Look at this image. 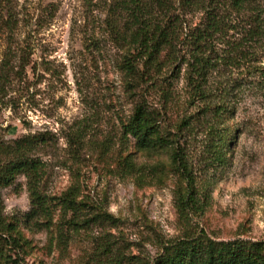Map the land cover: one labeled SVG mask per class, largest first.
Masks as SVG:
<instances>
[{
  "label": "rangeland",
  "instance_id": "rangeland-1",
  "mask_svg": "<svg viewBox=\"0 0 264 264\" xmlns=\"http://www.w3.org/2000/svg\"><path fill=\"white\" fill-rule=\"evenodd\" d=\"M114 3L0 0V140L41 136L31 154L43 164L39 190L59 197L75 188L81 202L77 211L50 205L28 219V181L18 175L1 191L18 236L11 255L21 264H148L163 245L203 233L264 241V94L255 85L237 92L227 162L204 164L201 105L189 97L184 66L163 63L149 84L129 86L119 68L127 42L111 27ZM139 102L172 134L195 116L185 149L205 192L186 216L176 200L186 183L171 151H140L123 132Z\"/></svg>",
  "mask_w": 264,
  "mask_h": 264
},
{
  "label": "trees",
  "instance_id": "trees-1",
  "mask_svg": "<svg viewBox=\"0 0 264 264\" xmlns=\"http://www.w3.org/2000/svg\"><path fill=\"white\" fill-rule=\"evenodd\" d=\"M110 15L112 29L127 42V55L119 68L129 78L128 85L149 84V77L163 63L184 66L189 97L201 105L197 119L205 135L202 161L212 167L226 163L237 132L228 122L234 111L231 99L249 85L264 94V0H115ZM194 120L195 116L183 118L172 134L162 127L159 113L139 102L123 124L124 134L138 150L171 151L172 165L186 183L176 199L184 216L199 205L198 198L205 192L193 169L194 157L185 149L195 131ZM43 141L41 136L12 144L0 140V264H21L8 246L16 243L17 232L4 215L1 194L18 175L28 181L33 206L28 219L46 215L50 205L79 210L75 188L59 197L39 190L43 164L31 154ZM148 264H264V241H216L203 233L163 245Z\"/></svg>",
  "mask_w": 264,
  "mask_h": 264
}]
</instances>
